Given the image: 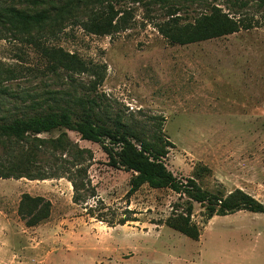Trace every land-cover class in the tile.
<instances>
[{
    "label": "rangeland",
    "instance_id": "1",
    "mask_svg": "<svg viewBox=\"0 0 264 264\" xmlns=\"http://www.w3.org/2000/svg\"><path fill=\"white\" fill-rule=\"evenodd\" d=\"M205 2H186L182 21L206 11ZM256 2L239 10L252 28L186 45H171L159 31L177 0H118L114 8L124 15L118 32L97 35L68 24L42 39L76 53L95 72L55 70L38 46L0 32V118L78 97L150 131L155 117H164V134L174 143L164 161L177 177L194 176L225 195L241 188L264 202V8ZM62 131L92 150L88 175L97 197L74 203L67 177H0V264H264V214L216 215L191 239L163 223L179 194L145 184L129 195L133 173L110 167L99 144L64 128L41 136ZM24 193L51 202L38 226H26L18 212ZM194 205L193 220L201 224L204 208ZM124 217L130 220L119 224Z\"/></svg>",
    "mask_w": 264,
    "mask_h": 264
},
{
    "label": "trees",
    "instance_id": "2",
    "mask_svg": "<svg viewBox=\"0 0 264 264\" xmlns=\"http://www.w3.org/2000/svg\"><path fill=\"white\" fill-rule=\"evenodd\" d=\"M117 1L0 0V32L38 46L55 70L95 72L94 67L76 53L61 47L44 46L41 42L48 36L55 37L68 24L81 25L87 32L97 35L118 32L124 15L119 17L120 11L115 10ZM152 1L163 5L168 2ZM197 1L177 0L178 7L168 12L171 18L159 25L160 33L171 45L224 37L254 26L239 11L248 8L250 0H224L232 12L221 7L218 3L221 0H206V11L197 14L192 21H182L179 12L186 2ZM256 1L260 8H264V0ZM98 77L93 85L96 91L103 80L102 75ZM31 105L42 107L39 102ZM36 110L0 118V148L5 150L0 154L1 178L45 180L67 177L73 186L74 203L96 198V188L88 175L89 161L94 157L92 150L72 141L67 131H62L57 137L41 136L64 128L77 132L81 140L99 144L110 167L133 173L129 195L145 184L155 189H171L179 194V201L174 203L172 213L163 223L191 239L198 240L201 227L216 215L240 210L264 214V202L241 188L225 195L203 188L194 176L181 179L169 170L164 159L174 143L164 134V117H155V127L150 131L130 124L119 114L110 115L106 107L94 98L82 97ZM195 203L204 208L201 224L193 220ZM18 212L26 226H38L50 216L51 202L42 196L24 193ZM91 216L105 221L98 214ZM129 220L124 217L118 223L123 225Z\"/></svg>",
    "mask_w": 264,
    "mask_h": 264
},
{
    "label": "crops",
    "instance_id": "3",
    "mask_svg": "<svg viewBox=\"0 0 264 264\" xmlns=\"http://www.w3.org/2000/svg\"><path fill=\"white\" fill-rule=\"evenodd\" d=\"M0 250H3L2 248H0Z\"/></svg>",
    "mask_w": 264,
    "mask_h": 264
}]
</instances>
